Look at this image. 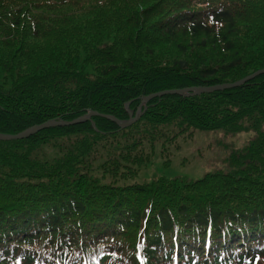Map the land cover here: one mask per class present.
I'll return each instance as SVG.
<instances>
[{
  "label": "trees",
  "instance_id": "obj_1",
  "mask_svg": "<svg viewBox=\"0 0 264 264\" xmlns=\"http://www.w3.org/2000/svg\"><path fill=\"white\" fill-rule=\"evenodd\" d=\"M262 69L264 0H0V134ZM143 110L0 141V264H264V134L227 174L116 186L180 135L257 129L264 74Z\"/></svg>",
  "mask_w": 264,
  "mask_h": 264
},
{
  "label": "rangeland",
  "instance_id": "obj_2",
  "mask_svg": "<svg viewBox=\"0 0 264 264\" xmlns=\"http://www.w3.org/2000/svg\"><path fill=\"white\" fill-rule=\"evenodd\" d=\"M260 134H264V123L257 129L246 128L234 133L193 130L191 134L178 136L174 143L165 146L164 151L162 145H156L149 162L139 169L137 175L119 179L116 186L149 184L159 179L184 184L200 180L207 174H227L232 170L228 163L230 156L246 148Z\"/></svg>",
  "mask_w": 264,
  "mask_h": 264
},
{
  "label": "water",
  "instance_id": "obj_3",
  "mask_svg": "<svg viewBox=\"0 0 264 264\" xmlns=\"http://www.w3.org/2000/svg\"><path fill=\"white\" fill-rule=\"evenodd\" d=\"M263 74H264V69L256 71V72L244 77L243 79H240V80L233 82V83H224L221 85H215V86H209V87H192V88H188V89L165 90V91H160V92L148 95V96H144L141 99V103L138 106L136 113L129 110L127 108L128 104H126L125 108H126V111L128 113V116H129L128 121H120V120H117L115 117L104 114V113L88 112L84 116L79 117V118H77L71 122L60 121V120H49L43 124L32 126L28 129L16 134V135L0 134V141H12V140L27 139L28 137H30V136H32V135H34L40 131L47 130L50 128H55V127H66V126L78 125L80 123L90 121V119L92 117L106 118V119L110 120L111 122H113L118 129H126L129 126H131L132 123L136 122L139 119V117L142 114V112H141L142 108H144V110H145L146 109V103H148L151 99L158 98V97L160 98V97L166 96V95H177V96H183V97H191V96H198L201 94H210V93L217 92V91L234 89V88L241 87L242 85L248 83L249 81H251V80L255 79L256 77L263 75ZM134 115H135V117H134ZM91 125H92V128L95 129L94 123H92Z\"/></svg>",
  "mask_w": 264,
  "mask_h": 264
}]
</instances>
